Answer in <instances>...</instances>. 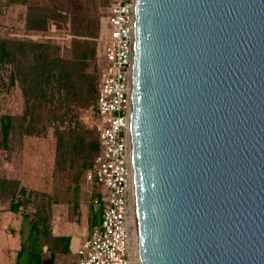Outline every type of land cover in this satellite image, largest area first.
<instances>
[{
    "label": "water",
    "instance_id": "1",
    "mask_svg": "<svg viewBox=\"0 0 264 264\" xmlns=\"http://www.w3.org/2000/svg\"><path fill=\"white\" fill-rule=\"evenodd\" d=\"M140 264H264V0H133Z\"/></svg>",
    "mask_w": 264,
    "mask_h": 264
},
{
    "label": "trees",
    "instance_id": "2",
    "mask_svg": "<svg viewBox=\"0 0 264 264\" xmlns=\"http://www.w3.org/2000/svg\"><path fill=\"white\" fill-rule=\"evenodd\" d=\"M5 5L24 8L27 31L56 30L70 38L62 45L0 36V94L17 88L23 102L19 113L0 112V150L10 160L25 138H42L51 130L53 171L73 174L77 181L100 151L97 130L79 118L82 110L96 111L98 19L85 6L56 8L34 0H5ZM73 190L77 194L78 185ZM31 195L17 179L0 177V199L9 200L12 211L21 206L22 215L31 218L24 211ZM50 202H37L30 219L33 229L45 227L56 203Z\"/></svg>",
    "mask_w": 264,
    "mask_h": 264
},
{
    "label": "built area",
    "instance_id": "3",
    "mask_svg": "<svg viewBox=\"0 0 264 264\" xmlns=\"http://www.w3.org/2000/svg\"><path fill=\"white\" fill-rule=\"evenodd\" d=\"M100 76L91 126L100 151L86 180L98 186L92 206L100 223L78 247L74 264H137L132 249L134 227L131 166L130 78L133 53L134 2H112L98 22Z\"/></svg>",
    "mask_w": 264,
    "mask_h": 264
},
{
    "label": "rangeland",
    "instance_id": "4",
    "mask_svg": "<svg viewBox=\"0 0 264 264\" xmlns=\"http://www.w3.org/2000/svg\"><path fill=\"white\" fill-rule=\"evenodd\" d=\"M114 1L116 0H34V2L56 8H68L69 5L85 6L97 17L98 22ZM23 15V7L7 6L5 0H0V36L32 41H51L62 45L68 42L70 35L62 31H27L23 25ZM94 40L96 42V65L100 68V61L98 60L100 43L96 38ZM22 104V98L17 88L12 89L10 93L0 94L1 113H19ZM79 118L85 125L91 126L94 119L93 110H82ZM53 150L51 130L42 138H25L20 148L12 154L10 160L6 159V152L0 150V177L17 179L21 186L25 187L28 192H32L31 201L24 208V211L30 216H33L37 207L36 204L42 198L47 202L71 198L75 185H83L88 193L93 191L94 182L87 181L85 177L87 170L77 181L72 178L73 174H59L53 171ZM18 208L16 214H20L23 210L21 206ZM4 210H11L9 200H2L0 211ZM97 213L99 212L97 211Z\"/></svg>",
    "mask_w": 264,
    "mask_h": 264
},
{
    "label": "crops",
    "instance_id": "5",
    "mask_svg": "<svg viewBox=\"0 0 264 264\" xmlns=\"http://www.w3.org/2000/svg\"><path fill=\"white\" fill-rule=\"evenodd\" d=\"M53 203L45 227L32 228L31 218L16 211H0V264H74L79 244L100 223L99 210L92 206L98 186ZM2 200L0 199V207Z\"/></svg>",
    "mask_w": 264,
    "mask_h": 264
},
{
    "label": "bare ground",
    "instance_id": "6",
    "mask_svg": "<svg viewBox=\"0 0 264 264\" xmlns=\"http://www.w3.org/2000/svg\"><path fill=\"white\" fill-rule=\"evenodd\" d=\"M131 235H132V249L134 251V254L136 256V262L137 264H140V260H139V253H138V246H137V236H136V228H135V219H134V227L132 228L131 231Z\"/></svg>",
    "mask_w": 264,
    "mask_h": 264
}]
</instances>
